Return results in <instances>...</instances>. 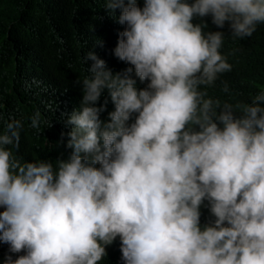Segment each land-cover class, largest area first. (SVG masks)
Listing matches in <instances>:
<instances>
[{
  "label": "clouds",
  "instance_id": "obj_1",
  "mask_svg": "<svg viewBox=\"0 0 264 264\" xmlns=\"http://www.w3.org/2000/svg\"><path fill=\"white\" fill-rule=\"evenodd\" d=\"M103 9L129 67L87 52L67 159L22 162L20 119L0 133L3 264H100L117 238L123 264H264V0Z\"/></svg>",
  "mask_w": 264,
  "mask_h": 264
},
{
  "label": "trees",
  "instance_id": "obj_2",
  "mask_svg": "<svg viewBox=\"0 0 264 264\" xmlns=\"http://www.w3.org/2000/svg\"><path fill=\"white\" fill-rule=\"evenodd\" d=\"M104 2L0 0V133L10 117L22 120L20 147L18 151L13 149L22 162L52 160L55 165L56 159H67L71 153L64 144L57 146L61 134L70 131L61 113H71L80 106L82 85L75 81L90 76L87 67L91 62H85L89 50L95 51L113 73L129 67L113 54L124 26L108 17ZM97 39L103 46L96 45ZM260 40L264 44V33ZM137 86L144 88L146 83L138 80ZM105 98L107 91L101 104ZM37 110L40 125L34 129L30 117ZM113 110L108 98L101 119L107 120ZM63 139L66 144L68 137ZM106 253L100 264H123L119 238L106 247ZM6 254H10L8 245L0 243V264ZM24 254L11 255L15 259Z\"/></svg>",
  "mask_w": 264,
  "mask_h": 264
}]
</instances>
